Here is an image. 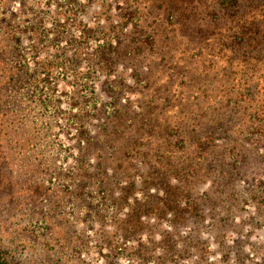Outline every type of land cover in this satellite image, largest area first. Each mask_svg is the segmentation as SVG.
<instances>
[{
    "label": "rangeland",
    "instance_id": "rangeland-1",
    "mask_svg": "<svg viewBox=\"0 0 264 264\" xmlns=\"http://www.w3.org/2000/svg\"><path fill=\"white\" fill-rule=\"evenodd\" d=\"M162 2L0 0V244L11 264H48L51 252L60 264H264V133L240 104L219 99L208 108L210 98H195L202 69L225 59L182 55L192 45L178 39L163 60L157 48L135 45V29L164 34ZM207 86V97L212 87L219 93ZM112 101L127 106L121 135L139 156L131 152L122 168H131L137 188L153 175L198 173L191 196L209 194L199 206L200 236L155 215L130 233L129 204L148 191L119 198L127 181L114 176L125 156L104 141L115 142L106 122ZM151 106L155 120L133 119ZM153 192L162 194L151 188L148 208L158 201Z\"/></svg>",
    "mask_w": 264,
    "mask_h": 264
},
{
    "label": "trees",
    "instance_id": "trees-1",
    "mask_svg": "<svg viewBox=\"0 0 264 264\" xmlns=\"http://www.w3.org/2000/svg\"><path fill=\"white\" fill-rule=\"evenodd\" d=\"M162 1V3H165L166 8H168L165 9L162 17V22L165 25L163 29L164 34L162 35L161 32L152 33L146 30L140 37L136 35L137 29H135L129 34L131 39L136 42L135 45L144 44L150 50L157 48L161 56L160 59L163 60L173 53L171 52L172 49H170L171 39H178L181 42H185V44L192 45V48L188 47L183 49L181 51L182 55H186L192 50L197 60L204 59L202 63L209 59H211L210 62L212 63L215 60H219L218 58L225 59L224 67L211 68L209 67L211 65H209L202 69L203 71L199 74L204 82L202 89L196 92L195 98L202 102L210 98L212 102L208 108H215L216 101L219 99H223L222 101L219 100L220 105L224 101L240 104L239 109L243 107L245 111L248 110L249 112V120L252 121L249 123L250 127L252 128L253 125H257L259 128L256 126V132L263 134L264 88L261 85L264 86V0ZM132 19L137 24L138 19L135 17H132ZM115 48H112L113 53ZM147 69L148 72H151L152 66L149 64ZM133 70L137 71V67L133 66ZM209 72L215 73L212 76ZM212 84H216L219 87V93L212 87V92L209 91L211 95L207 97V91L209 90L207 85ZM0 93L2 95V92ZM166 98L168 99L169 96ZM2 101H4V96L1 98ZM201 101H199V104L202 103ZM112 103L113 109L107 117L108 120L106 121L105 119V121L107 122L108 131H111V136L113 134L115 136V142L111 138H104V141L107 142L109 139L113 141V144L109 148H113V152L115 153L123 151L125 156L122 163L119 162L117 164L119 167L117 171L119 172L114 176L116 178L119 177L121 179L120 181L123 179L127 181V185L121 187L124 195L119 196V198H126L131 189H136L138 192L141 191L143 194V189L148 191L145 193V200L135 198L133 203L129 204L127 220L131 223L128 227L131 231L130 233H136L137 231L143 232L144 230L140 225L144 221L141 222V218L144 215L149 217L155 215L157 218H167L170 229L180 223H184L185 228L192 227L193 225L195 230L193 236H200L197 229L199 228L198 224L203 223V220L202 214L199 213V206L204 203L202 199L209 198V194L206 189L204 192H201V195L198 194L200 197L196 195L191 196L192 189L195 188V183L198 181V173H196V170H192V174L186 175L183 170L174 171L173 177L163 178L162 180L155 179V175H153L149 181L150 183H147L148 179H142L141 186L137 188L136 185L139 183L135 175L131 173V168H122L125 160H131L132 156H128L131 152L139 156V151L136 146L126 148V137L121 135L124 132L123 128L129 123L128 119L122 113V110L127 106L118 104L116 101H112ZM0 107V110H3L4 104H1ZM153 108L154 106H151L146 110L145 107H141V112L138 113L140 115L136 114L133 119L142 118V125L155 120V109ZM5 114L4 111L1 112V121L4 120ZM161 114L162 112H157L156 117L160 118ZM152 125L154 126L155 124L152 123ZM167 128L171 129L172 125L168 123ZM103 137H105L104 134ZM245 140L250 141L248 135L245 136ZM166 141L172 142L170 139H166ZM102 155L103 153H101ZM2 158L3 156H0V160ZM99 165H102V163L99 162ZM174 166H178V164ZM142 168L144 169V167ZM119 179L117 181L118 184L120 182ZM2 184L0 183V185ZM150 187L152 189L162 190V194L157 195L153 192L152 195H149L158 196V201L154 203L151 200L149 202L150 207L148 208L146 203L149 201V199L147 200V194L151 191ZM115 200L119 201L118 198ZM199 200L201 201L198 202ZM130 216L132 217L130 218ZM165 233L167 235L163 234L164 240H166V236L169 239L171 234H173L169 230L165 231ZM208 240L206 239V243ZM206 243L202 242L205 248H209L210 245ZM160 249L163 250L164 247ZM170 249H174V246L171 245ZM169 251L167 250V252ZM191 251L195 253V248L193 247ZM205 252L207 253V251ZM55 254L53 252L45 253L49 257L50 262H47L48 264H60L59 258H54ZM12 257L14 258V256ZM12 257L9 258V251L5 249L3 244H0V264H11ZM203 260L208 261L209 259L207 257Z\"/></svg>",
    "mask_w": 264,
    "mask_h": 264
}]
</instances>
